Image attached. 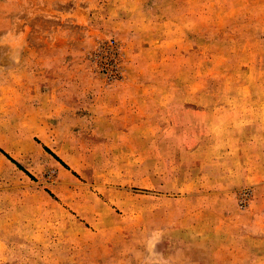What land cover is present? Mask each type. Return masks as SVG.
<instances>
[{"label": "rangeland", "instance_id": "374dc122", "mask_svg": "<svg viewBox=\"0 0 264 264\" xmlns=\"http://www.w3.org/2000/svg\"><path fill=\"white\" fill-rule=\"evenodd\" d=\"M0 148V264H264V0H0Z\"/></svg>", "mask_w": 264, "mask_h": 264}, {"label": "trees", "instance_id": "16d2710c", "mask_svg": "<svg viewBox=\"0 0 264 264\" xmlns=\"http://www.w3.org/2000/svg\"><path fill=\"white\" fill-rule=\"evenodd\" d=\"M44 147V150L49 153L57 162H59L63 167H65L66 169H69V167L67 166V164L60 159L56 154H54L49 148ZM0 152L9 160L11 161L13 164H15L20 170H22L24 173H26L29 177L32 178V176L20 165L18 164L9 154H7L3 149L0 148Z\"/></svg>", "mask_w": 264, "mask_h": 264}]
</instances>
